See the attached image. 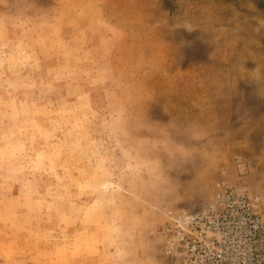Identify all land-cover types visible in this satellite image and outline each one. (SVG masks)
<instances>
[{
  "label": "rangeland",
  "instance_id": "rangeland-1",
  "mask_svg": "<svg viewBox=\"0 0 264 264\" xmlns=\"http://www.w3.org/2000/svg\"><path fill=\"white\" fill-rule=\"evenodd\" d=\"M152 9L0 0V264L251 258L238 223L241 194L264 221L256 138L193 109L226 105L183 92Z\"/></svg>",
  "mask_w": 264,
  "mask_h": 264
},
{
  "label": "crops",
  "instance_id": "crops-1",
  "mask_svg": "<svg viewBox=\"0 0 264 264\" xmlns=\"http://www.w3.org/2000/svg\"><path fill=\"white\" fill-rule=\"evenodd\" d=\"M145 1L153 8L149 17L159 18L168 64L176 57V67L184 70L178 80L191 86L183 92L225 100L224 109H193L226 113L227 128L241 133L240 145H256V154H247L264 193V0Z\"/></svg>",
  "mask_w": 264,
  "mask_h": 264
},
{
  "label": "built area",
  "instance_id": "built-area-1",
  "mask_svg": "<svg viewBox=\"0 0 264 264\" xmlns=\"http://www.w3.org/2000/svg\"><path fill=\"white\" fill-rule=\"evenodd\" d=\"M240 199L242 206L248 209L244 212L245 215H241L240 223H238L242 227V232L245 231L241 245L249 249L248 253L251 256L245 264H264V221L260 211L257 214L255 213L256 210L250 197L241 194ZM207 221H209V218H207ZM215 240H221V238ZM223 242L225 243V241ZM210 250L215 252L218 263L224 264V253L218 249L217 251L213 248ZM211 251H209L210 255L212 254Z\"/></svg>",
  "mask_w": 264,
  "mask_h": 264
},
{
  "label": "bare ground",
  "instance_id": "bare-ground-1",
  "mask_svg": "<svg viewBox=\"0 0 264 264\" xmlns=\"http://www.w3.org/2000/svg\"><path fill=\"white\" fill-rule=\"evenodd\" d=\"M102 186H103L104 188H107L108 186H110V182H104V183L102 184Z\"/></svg>",
  "mask_w": 264,
  "mask_h": 264
}]
</instances>
